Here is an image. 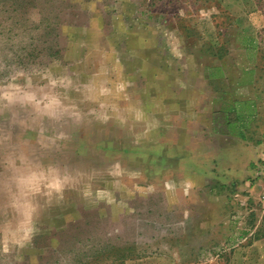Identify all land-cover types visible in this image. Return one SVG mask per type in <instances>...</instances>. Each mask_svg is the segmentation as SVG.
Instances as JSON below:
<instances>
[{"label": "rangeland", "instance_id": "obj_1", "mask_svg": "<svg viewBox=\"0 0 264 264\" xmlns=\"http://www.w3.org/2000/svg\"><path fill=\"white\" fill-rule=\"evenodd\" d=\"M263 170L264 0H0V264H264Z\"/></svg>", "mask_w": 264, "mask_h": 264}, {"label": "crops", "instance_id": "obj_2", "mask_svg": "<svg viewBox=\"0 0 264 264\" xmlns=\"http://www.w3.org/2000/svg\"><path fill=\"white\" fill-rule=\"evenodd\" d=\"M237 103H251L250 101H240V102H237ZM244 118V117H243ZM255 118V117H254ZM253 118V119H254ZM247 118H244L243 120L245 121V124L246 123H248L251 119H247ZM239 121H241L240 119H238ZM226 122L228 121L227 119L225 120ZM234 127H235V125H234V122H229V124H227L226 126H225V130H226V132H228V134H229V136L230 137H232V138H234V136L232 135L233 134V131H234ZM243 131L241 130L240 131V133L239 134H237L235 137H238L239 139H240V141H242V142H244V141H248L247 139H246V135H245V133H242ZM232 133V134H231ZM244 134V135H243ZM241 135H243V137L241 136ZM205 146V145H204ZM243 150H247L246 151V153H249V154H251V153H253L254 152V150H255V148L254 147H250V148H244ZM250 150V151H249ZM252 151V152H251ZM244 152V151H243ZM203 153V152H202ZM184 159H185V161L186 160H188L189 159V154H188V150L187 151H185L184 152ZM239 154V153H238ZM252 156L251 157H253V154H251ZM206 157V156H205ZM242 158H244L245 159V157H244V155L243 156H241ZM213 158V157H212ZM246 158H248V160H252V159H249L250 157L249 156H247ZM206 159H207V157H206ZM220 174H221V172H219ZM205 177L206 176H197V178H195V179H187L186 178V180H185V183L186 184H188L190 187H192V189H193V187L194 186H196L197 184H200V183H202L204 180H205Z\"/></svg>", "mask_w": 264, "mask_h": 264}, {"label": "trees", "instance_id": "obj_3", "mask_svg": "<svg viewBox=\"0 0 264 264\" xmlns=\"http://www.w3.org/2000/svg\"><path fill=\"white\" fill-rule=\"evenodd\" d=\"M238 104L242 105V107H245L246 110L248 111V115L246 117L247 119H253L255 117V115L257 114L256 113V107H255V104L253 102H251V103H238ZM237 119H240L241 121H243L244 118H243V116L240 115L239 117H237ZM243 135H241V136L243 137Z\"/></svg>", "mask_w": 264, "mask_h": 264}, {"label": "built area", "instance_id": "obj_4", "mask_svg": "<svg viewBox=\"0 0 264 264\" xmlns=\"http://www.w3.org/2000/svg\"><path fill=\"white\" fill-rule=\"evenodd\" d=\"M263 172H264V170H263Z\"/></svg>", "mask_w": 264, "mask_h": 264}]
</instances>
